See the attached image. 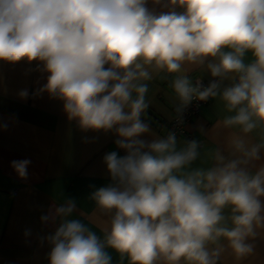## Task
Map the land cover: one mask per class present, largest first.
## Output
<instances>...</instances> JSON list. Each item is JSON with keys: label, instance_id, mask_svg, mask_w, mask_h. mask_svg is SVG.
<instances>
[{"label": "clouds", "instance_id": "1", "mask_svg": "<svg viewBox=\"0 0 264 264\" xmlns=\"http://www.w3.org/2000/svg\"><path fill=\"white\" fill-rule=\"evenodd\" d=\"M147 2L0 0V60L39 61L48 75L38 92L63 101L80 129L114 131L125 152L105 154L112 183L91 193L110 216L103 238L71 218V199L41 217L56 225L41 237L49 264H112L109 248L129 264H219L222 242L243 257L264 229V165L249 167L264 152V0H168L159 14ZM186 64L215 79L193 83ZM161 72L174 76L178 116L193 99L217 97L229 113L217 124L230 130L229 152L217 150L211 167L187 170L195 140L178 149L175 132L141 138L151 133L148 82ZM30 163L11 166L26 178Z\"/></svg>", "mask_w": 264, "mask_h": 264}, {"label": "crops", "instance_id": "2", "mask_svg": "<svg viewBox=\"0 0 264 264\" xmlns=\"http://www.w3.org/2000/svg\"><path fill=\"white\" fill-rule=\"evenodd\" d=\"M146 7L157 14L169 11L168 0H160V4L148 0ZM246 59H250V54ZM42 69L39 61L0 60V125H7L0 127V264H49L51 246L41 237L53 233L56 225L42 223L41 217L53 205L69 199L76 204L71 218L81 220L103 238L102 229L110 216L97 208L91 193L112 183L103 161L105 154L117 151L125 155L114 143L118 138L114 131L80 129L77 121L68 119L63 101L38 92L48 75ZM184 72L193 83L197 78L215 79L202 66L186 64ZM172 79L173 75L161 72L148 82L149 107L142 119L150 125L151 133L141 138H162L172 119L179 102L171 88ZM24 89L29 95L22 99L18 94ZM228 114L217 97L210 98L192 118L187 130L202 146L199 157L187 170L211 167L217 150L228 155L230 130L217 126ZM177 141L178 149L185 145L181 138ZM260 155V160L249 166L253 173L264 165V152ZM25 159L31 163L27 177L21 178L11 164ZM261 200L264 202V197ZM247 242L253 250L239 258L227 242H222L224 251L219 264H264V229H258L257 235ZM106 251L112 264H129L127 256L110 248Z\"/></svg>", "mask_w": 264, "mask_h": 264}, {"label": "built area", "instance_id": "3", "mask_svg": "<svg viewBox=\"0 0 264 264\" xmlns=\"http://www.w3.org/2000/svg\"><path fill=\"white\" fill-rule=\"evenodd\" d=\"M197 81L202 82L204 86H207L210 82L201 78H197L195 79L194 83H196ZM209 101L210 98L207 101H199L193 99V101L183 109L182 113H180L179 116L175 111V107L173 117L167 123L162 137H166L169 132H175L177 139L181 138L185 143L194 140L193 134L187 130V127L190 125L192 118L196 116L201 110V108L206 106ZM178 104L179 102L177 103V105ZM198 144L200 145V147L202 146L201 141L198 142Z\"/></svg>", "mask_w": 264, "mask_h": 264}]
</instances>
